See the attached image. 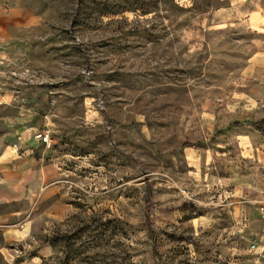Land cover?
I'll use <instances>...</instances> for the list:
<instances>
[{"label": "rangeland", "instance_id": "374dc122", "mask_svg": "<svg viewBox=\"0 0 264 264\" xmlns=\"http://www.w3.org/2000/svg\"><path fill=\"white\" fill-rule=\"evenodd\" d=\"M0 16V264H264V0Z\"/></svg>", "mask_w": 264, "mask_h": 264}, {"label": "crops", "instance_id": "0c3cea01", "mask_svg": "<svg viewBox=\"0 0 264 264\" xmlns=\"http://www.w3.org/2000/svg\"><path fill=\"white\" fill-rule=\"evenodd\" d=\"M9 31H7V24L5 23V18L0 16V38L4 35H7ZM0 97L3 99L10 98V94H2L0 93ZM5 136L0 137V204L5 203L9 200V183H8V173L10 170L4 165V162L7 160H11L9 158L18 157L21 158L23 155L19 153H13L11 150L12 143L5 140ZM11 150V151H10ZM5 154H10L11 157L8 159H3ZM20 161V159L18 160ZM6 217L0 215V227H5Z\"/></svg>", "mask_w": 264, "mask_h": 264}, {"label": "built area", "instance_id": "2783aa9c", "mask_svg": "<svg viewBox=\"0 0 264 264\" xmlns=\"http://www.w3.org/2000/svg\"><path fill=\"white\" fill-rule=\"evenodd\" d=\"M44 141H47V138L46 137L44 138Z\"/></svg>", "mask_w": 264, "mask_h": 264}]
</instances>
